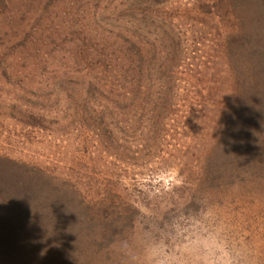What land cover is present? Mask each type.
Here are the masks:
<instances>
[{
	"label": "rangeland",
	"instance_id": "rangeland-1",
	"mask_svg": "<svg viewBox=\"0 0 264 264\" xmlns=\"http://www.w3.org/2000/svg\"><path fill=\"white\" fill-rule=\"evenodd\" d=\"M83 45L113 65L133 60V47L146 62L141 76L101 70L115 76L111 144L71 124L96 70L62 78L63 91L49 81ZM0 166L12 186L29 175L25 190L45 206L31 221L0 213V264H140L147 241L192 217L221 234L236 264H264V0H0ZM38 167L59 190L71 176L92 210L58 202Z\"/></svg>",
	"mask_w": 264,
	"mask_h": 264
},
{
	"label": "trees",
	"instance_id": "trees-1",
	"mask_svg": "<svg viewBox=\"0 0 264 264\" xmlns=\"http://www.w3.org/2000/svg\"><path fill=\"white\" fill-rule=\"evenodd\" d=\"M98 47L99 46H90V45H83L81 47H78L77 54L81 52L85 53L84 57L81 58L79 61L76 58H74L72 62L73 63L72 68H69L67 71H64L58 77L56 76V74L53 75L54 77H50L51 80L49 81L50 83L54 81L52 85H54V87L57 88L59 91H63L62 89L64 86H67L66 83L68 82V80L67 82H63L61 81L62 78H71L72 76H76L77 73H81L83 71H88L92 69L96 70L95 73L92 71V74L89 76L88 82L86 83V85H88L89 87V90H93V92L92 93H90L89 91L86 92L84 94V99L83 97H81V100H79V103H78L79 104L78 106H80V110L78 113L75 111V108L73 107V117H72L71 124H79V128L82 126H86V127L93 126L94 131H98L97 133L99 134L98 136L99 140L102 142L103 145H106V144H109L113 140L112 137L115 138V136L109 133V131L107 132L106 131L107 129L105 128V126L107 128L109 127V125L106 122L107 120H111L114 118L113 114L116 111L114 110L115 104L113 102L114 100L113 95L115 94V87L112 83H110L112 79L115 82V76L110 74V77L105 75V78H102L100 77L101 75H103L101 70L104 72L106 70H109L108 68H112L113 66H115L120 71L122 69L123 73H127L126 71L131 70L135 74H138V76H141L142 74H144L143 66L146 65V62L141 59L140 50L136 51V49L133 47L132 50L136 51V52L133 51L135 55H131L133 60L126 62V63L123 62L122 60H119L116 62L115 65H113V60L111 58V55H108L109 57L107 58L106 56L107 53H105V50L103 48L99 49ZM21 59H24V58H21ZM7 68L8 70H11L15 75L19 76L22 79L21 81H18V82H22V83L30 82V84L24 85V88L26 90L32 87V83L35 81V79L32 81L31 76H21L20 74H16V68H13V66L11 65L7 66ZM124 79L125 77L122 78V80ZM140 85L141 84L137 86V89L135 91L137 92L141 91L142 87ZM108 86H110L111 88H109ZM96 88L97 90H99L97 91V93H96ZM121 88L123 87L121 86ZM100 91H103V92H100ZM123 94L124 96H126L128 92L124 91ZM36 98L41 99L42 101L44 100L43 97L37 96ZM53 104H54L53 102H48V99H47L45 107L48 109L49 107L47 105H53ZM117 109L122 110L120 107ZM231 120L233 119H230V121ZM45 123L41 124V126H36L37 130H33L32 132L36 131L37 133L38 132L40 133L43 130H45L43 129V127L45 126ZM260 124L261 123L259 124L257 123L254 125L253 131L251 132L252 135H256L258 133L257 129L260 127ZM26 125L28 127V124ZM237 125L238 124L233 125L232 127L229 128V130L231 129L232 131L236 133H240V125H238L239 127H237ZM250 125H252V123L251 124L247 123L244 125V127L242 128V135L249 133L248 127ZM107 133H109L111 136L109 135V137L105 140V135ZM84 141L82 142V146L85 145ZM103 147L106 148V146H103ZM76 161L77 163H79L80 158H78ZM38 169H39V173H38L39 176L45 179V180L41 179V181L39 182L41 184L46 185L45 188L48 190V192H49V187L51 188V194H55V197L58 202H60L65 197L67 202L64 205L73 206L74 210H78L77 215H79L80 212L83 213L85 212L86 209H89L88 206H91V210H92L94 202H88L86 204L83 202L85 201V199H83L82 201L81 195L77 192L76 188L73 185V184H77V182L71 176L67 184L69 183H73V184L68 185V188L65 187L64 190H59L58 189L59 187L65 186V185H61L59 183L56 184V181H58V179L53 178L50 174L48 175L47 173V171L49 170L48 168L38 167ZM15 170H18V169H15ZM11 171L12 170H10L8 167L0 166V178L1 180L2 178L4 179V182L2 186L0 187L1 219L3 220V217H8L9 215H11L13 219L20 218V216H23L29 221H31V219L36 220V218L38 217L42 218V215L45 214V206L43 205L42 207L37 208L35 206V202H38L37 195H35L32 192V189L25 190L26 186L31 187L32 183H35V182H32V180L29 178V175L25 176L24 180L20 179V176L15 175L14 176L15 180H13L15 183L12 186L10 182ZM4 172L7 173L8 177L4 175ZM45 188L40 190V192L43 193L42 194L43 200L47 196H50L48 192H45ZM57 191H60L62 195L57 194L56 193ZM50 199H51V196H50ZM55 210L56 209H54V211ZM3 230H4V227L3 229H0L1 235L5 234L3 233ZM8 232L9 234L12 233V231H8ZM0 239H2V236H0Z\"/></svg>",
	"mask_w": 264,
	"mask_h": 264
},
{
	"label": "clouds",
	"instance_id": "clouds-1",
	"mask_svg": "<svg viewBox=\"0 0 264 264\" xmlns=\"http://www.w3.org/2000/svg\"><path fill=\"white\" fill-rule=\"evenodd\" d=\"M140 264H236V260L218 231L192 217L173 219L167 239L147 241Z\"/></svg>",
	"mask_w": 264,
	"mask_h": 264
}]
</instances>
